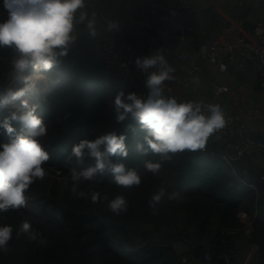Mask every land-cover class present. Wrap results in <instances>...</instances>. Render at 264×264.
Listing matches in <instances>:
<instances>
[{"label": "trees", "instance_id": "1", "mask_svg": "<svg viewBox=\"0 0 264 264\" xmlns=\"http://www.w3.org/2000/svg\"><path fill=\"white\" fill-rule=\"evenodd\" d=\"M4 21L0 10V23ZM12 51L0 47V56L6 57ZM101 70L105 67L97 61L81 58L70 50L57 66L41 73L49 91L43 99L41 93L36 95L33 102L36 115L48 126L40 142L50 156L45 166L57 170L61 178L37 180L26 192V207L0 213V225L13 227V251L8 255L0 253V264H180L168 240L191 237L197 242L198 256L204 251L215 256L233 246V235L226 231L241 226L237 216L241 209L250 215L257 213L250 238L258 243L256 264H264V183L260 181L251 189L241 181L240 172L233 171L221 157L219 148L210 149L213 145L175 154L163 163L158 175L145 174L140 186L130 190L112 184L109 175L81 185V190L108 193L110 198L124 195L129 209L121 216H114L103 204H93L90 198L71 195L70 168L92 163L86 158L84 165H78L75 157L71 158L73 146L83 139L94 140L115 131L126 136L129 154L126 158L111 157L113 163L142 168L144 160L158 159L135 150L146 134L139 123L131 117L117 123L113 105L95 94L102 85L117 94L116 88H128L132 81L115 76L109 69L105 70L107 74ZM103 74L108 76L107 81ZM66 75L76 82H65ZM135 81L145 86L143 79ZM141 91L131 90L139 96ZM15 110L0 105V144L9 140L3 128L5 119L13 113H25ZM11 125L15 134H23L19 121L11 120ZM159 186L169 192L179 191L181 198L165 199L153 214L148 200ZM54 213H59L60 219ZM25 219L48 238L47 246H39L24 236L16 239L15 232Z\"/></svg>", "mask_w": 264, "mask_h": 264}, {"label": "clouds", "instance_id": "2", "mask_svg": "<svg viewBox=\"0 0 264 264\" xmlns=\"http://www.w3.org/2000/svg\"><path fill=\"white\" fill-rule=\"evenodd\" d=\"M7 19L0 23V47L14 51L11 61L13 77L20 86L9 89L0 100V105L20 101L27 109L23 114L13 113L5 119L3 128L9 140L0 144V213L19 210L27 206V190L37 180L47 175L45 164L50 159L40 138L48 133L43 118L36 115L37 106L29 104V97L39 94V76L53 69L62 57L68 54L76 41L75 28L86 23L91 36L96 35V13L91 18L86 9V0H3ZM116 27L109 22V29ZM135 64L144 74L147 96L119 92L113 102L117 123L129 117L145 131L143 143L135 150L144 156L152 154L158 159H146L141 167H126L113 163L111 157H127L126 136L115 131L94 140L83 139L72 148L71 158L84 165L86 158L92 160L84 167L70 168V193L77 199H89L93 204H103L114 216H121L129 209V202L122 194L114 197L97 190H81L86 182H95L98 176L109 175L111 183L122 189L139 187L145 174L158 175L163 163L177 153L196 152L205 149L209 138L227 124V113L219 103L187 100L179 101L164 93V82L171 80L174 71L167 63L162 50L150 56L137 57ZM11 120L23 127V134H15ZM66 187L69 185L66 183ZM179 191L169 192L164 186L151 195L149 208L156 213L165 200L180 199ZM60 219L59 213H54ZM26 237L39 246H47L49 240L33 228L28 219L23 220L15 232L16 239ZM13 227L0 225V253L13 251L10 241Z\"/></svg>", "mask_w": 264, "mask_h": 264}, {"label": "crops", "instance_id": "3", "mask_svg": "<svg viewBox=\"0 0 264 264\" xmlns=\"http://www.w3.org/2000/svg\"><path fill=\"white\" fill-rule=\"evenodd\" d=\"M190 1L195 3L197 8L186 31L187 41L185 44H180L177 37L155 36L135 27L137 19L148 6L153 3L171 5L175 0H86L85 11L88 12L89 17L91 18L93 12L96 13V35L93 37L89 34L86 21L77 25L74 33L77 39L69 51L72 50L81 58L92 59L84 48L87 44L97 42L108 35L125 40L141 38L156 51L162 50L167 63L176 68L181 66L182 62L175 57V52L180 49L189 51L202 64V72L191 92L182 101L215 102L221 104L226 113L243 112L242 121L250 132L255 136H264V89L258 84L255 69L249 66L245 73H237L231 64L230 56L227 55L223 58L227 69L221 71L216 64L206 63L201 57L208 39L212 36H219L222 40L231 43L238 36L254 39L253 28L255 23L264 17V6L256 0ZM2 5L3 0H0V10ZM110 21L116 24L111 30ZM215 87H222L223 89L220 90L222 92H218ZM210 139L212 140L213 137ZM213 146L212 151H215L216 147L219 148L222 158V154L230 155L229 151L221 149L217 144L214 143ZM223 159L233 171L240 172L241 181L248 184L251 189L254 190L260 183L259 171L264 156L259 152L229 161ZM251 216L255 218L257 213L254 212ZM233 239L237 244L236 264H256L258 243L241 232L236 233Z\"/></svg>", "mask_w": 264, "mask_h": 264}, {"label": "built area", "instance_id": "4", "mask_svg": "<svg viewBox=\"0 0 264 264\" xmlns=\"http://www.w3.org/2000/svg\"><path fill=\"white\" fill-rule=\"evenodd\" d=\"M196 8V4L190 0H175L171 5L153 3L137 19L135 27L155 36L177 37L180 44H185L187 41L186 31ZM1 13L6 20L8 13L3 5ZM253 33L254 39L238 36L233 43L224 41L219 36L210 37L205 50L201 53L203 61L216 64L219 70L224 71L227 69V64L223 58L229 55L231 64L237 73H245L248 67L252 66L257 73L258 84L264 89V17L255 23ZM84 48L92 59L109 69L115 76L126 81L135 79L145 81L146 74L136 67L135 59L150 56L156 52L154 47L148 46L141 38L125 40L112 35L87 44ZM12 54L15 55L14 51ZM175 57L182 64L178 68L170 65L174 70L171 73L173 78L164 82V93L166 96L177 98L179 102L191 92L202 72V64L195 59V55L186 50H177ZM215 88L218 92H222L220 91L223 89L222 87ZM243 116L244 113L240 111L227 113L226 126L212 136L215 144L230 152V155L222 154L227 161L255 152L264 156V136L253 135L242 121ZM259 180L264 183V159L259 171ZM237 216L241 226L227 230L226 234L234 236L241 232L250 238L254 229V217L244 210H240ZM169 243L171 245L176 243L184 248V253L177 255L180 264L237 263L235 241L232 247L220 250L215 256L210 251H204L198 256L196 254L197 242L191 237L171 238Z\"/></svg>", "mask_w": 264, "mask_h": 264}, {"label": "rangeland", "instance_id": "5", "mask_svg": "<svg viewBox=\"0 0 264 264\" xmlns=\"http://www.w3.org/2000/svg\"><path fill=\"white\" fill-rule=\"evenodd\" d=\"M13 58H14V55L12 53L10 55L6 56V57L0 56V97L2 99L6 95V93L8 92L9 89L15 90L17 87L20 86L18 83L15 82L14 77H13V71H12V68H11V61H12ZM105 70L107 71L108 69L105 68ZM105 70L104 71L101 70V71H103L102 73L107 74L105 72ZM108 73L111 76H113L112 73H110V72H108ZM105 74H103V76H105ZM113 77H115V76H113ZM64 79H65V82H70V83L71 82L72 83H75L76 82V81L74 82V79L71 76H69V75H66V77ZM103 80L107 81L108 80V76H105V78ZM62 81H63V79H62ZM78 84H81V82H78ZM129 87H131V88H129ZM140 89L142 90L141 91L142 92V97H145V94L147 92V89L145 88V86H143L140 83H138L137 81L133 80L132 83L129 84L128 88L127 87H122L121 90H119V88H116L115 91H116L117 94L119 92H121V91H123L125 94H128V93H134V92H131V90L132 91H135L136 90V92H138V91H140ZM39 90H40L39 93H41L42 99L45 98L44 97L45 96V93H47L49 91V87H48V83H47V80H46V77H45L44 74H43V77H41L39 79ZM111 92L112 91L108 90L106 86L102 85L101 87L98 88V90H97V92L95 94H97L96 96L100 95L101 98H105L107 100L108 104L109 105H112V102H113V100L115 98L114 95H117V94H114V93H111ZM32 97H29L28 98L29 99L30 106L35 101L36 95L35 96H32ZM15 103L13 104L11 102V103L7 104L6 106L5 105H1V106H3L4 108L5 107L6 108L12 107L13 109L15 108L18 111H22V109H19V107H17L15 105ZM22 108H24V107H22ZM25 110L27 111V109H25ZM214 143H215L214 140L213 139L212 140L210 139V141H208L206 147H208L210 145H213ZM206 147H205V149H206ZM210 149H213V147L210 148ZM44 167H45L46 172H47V175L45 176V178H48L49 180H53V179L59 180L61 178L58 175V171L52 169L51 166H44ZM175 201H178V199L175 200Z\"/></svg>", "mask_w": 264, "mask_h": 264}, {"label": "water", "instance_id": "6", "mask_svg": "<svg viewBox=\"0 0 264 264\" xmlns=\"http://www.w3.org/2000/svg\"><path fill=\"white\" fill-rule=\"evenodd\" d=\"M256 1L260 2L264 6V0H256ZM171 246L174 252L176 253V255H181L184 253V248L181 245L175 243V244H172Z\"/></svg>", "mask_w": 264, "mask_h": 264}, {"label": "bare ground", "instance_id": "7", "mask_svg": "<svg viewBox=\"0 0 264 264\" xmlns=\"http://www.w3.org/2000/svg\"><path fill=\"white\" fill-rule=\"evenodd\" d=\"M41 77H43V74H40L39 79H40ZM43 93H44V92H43ZM32 98H33V97H32ZM0 99L2 100L1 97H0ZM15 102H16V103H15ZM12 103H13V104L15 103V105H16L17 107H19V109H22L21 112H26L25 108H22L20 101H14V102H12ZM32 105H33V103H32ZM17 107H16V108H17ZM17 109H18V108H17Z\"/></svg>", "mask_w": 264, "mask_h": 264}]
</instances>
